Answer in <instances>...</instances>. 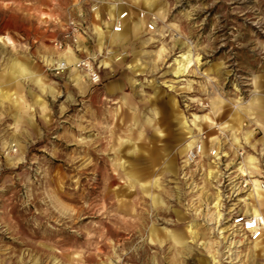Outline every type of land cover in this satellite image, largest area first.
<instances>
[{
  "label": "rangeland",
  "instance_id": "374dc122",
  "mask_svg": "<svg viewBox=\"0 0 264 264\" xmlns=\"http://www.w3.org/2000/svg\"><path fill=\"white\" fill-rule=\"evenodd\" d=\"M95 1L130 18L86 41L93 84L70 47L45 59ZM4 85L22 98L0 101V264H264L231 225L264 181V0H0Z\"/></svg>",
  "mask_w": 264,
  "mask_h": 264
},
{
  "label": "built area",
  "instance_id": "2783aa9c",
  "mask_svg": "<svg viewBox=\"0 0 264 264\" xmlns=\"http://www.w3.org/2000/svg\"><path fill=\"white\" fill-rule=\"evenodd\" d=\"M97 1H95L90 7L89 10L92 13V17L95 18V13L98 12ZM145 12H139V16H145ZM128 16V10L123 8V10L115 11L114 15L111 13L103 14V19L98 24V29H108V32L113 34H119L122 32L125 23L124 20ZM146 28L151 29L152 26L150 23H146ZM96 31L93 30L90 23H87L82 18H76L74 16H68L64 21L62 28L60 30L59 36L54 39L53 46L56 49H63L70 47L75 55H78L77 61L73 63V68L80 70L86 75V78L93 84H96L100 81V69L101 64L98 60L93 59V56L100 55L94 50H90L86 41L91 40L92 37L95 38ZM201 141L195 140V145L190 149L189 156L190 160L188 163H191L201 152ZM245 183L242 184L244 186ZM259 187L264 189V181L260 180L258 183ZM264 218L262 216H254L241 214L233 216L231 225L234 229H239L240 232H243V235L248 241H257L261 240L264 237Z\"/></svg>",
  "mask_w": 264,
  "mask_h": 264
},
{
  "label": "crops",
  "instance_id": "0c3cea01",
  "mask_svg": "<svg viewBox=\"0 0 264 264\" xmlns=\"http://www.w3.org/2000/svg\"><path fill=\"white\" fill-rule=\"evenodd\" d=\"M96 16L97 17H99L100 18V15L99 14H95V20H97V23H95V21H93V23L91 24V26H92V28H93V30H95L96 31V35H95V38L98 36V35H100L102 38H109V37H111V39H110V42H112V43H114V42H117V41H119V40H121L122 38H120L119 36L120 35H122L123 34V36L126 34V31L124 30L125 29V26H124V28H123V30H122V32L121 33H119V34H113V33H110V32H108V29H103V30H99V29H94L95 27L96 28H98V23L100 22L99 20L100 19H96ZM130 16V14H129V12H128V16H127V18H125V20H124V23H125V25L129 22V17ZM135 22H138L139 24H140V19L139 20H136ZM135 22L133 23V24H131V25H129V29L131 30V32H132V36L134 37L135 36V31H134V29H133V27H134V24H135ZM101 31V34H99L97 31ZM2 38H4L3 40H5V42L6 43H11V42H7L6 41V39H5V37H7V36H5V35H2L1 36ZM97 47H98V43H97ZM98 49H99V47H98ZM91 50V49H90ZM74 53V52H73ZM73 53L70 51L69 52V55H67V57L66 58H63L64 57V54H66V52H65V48H63L59 53H58V55H57V57L56 58H48V59H45V61L46 62H48V63H50V64H56L59 60H61V59H65V61H68L69 62V60L70 61H74L75 60V57H76V55H75V57H74V55H73ZM77 61V60H76ZM68 65V64H67ZM68 66H70V65H68ZM72 66V65H71ZM8 72L9 73H11L12 72V70H10V68L8 69ZM9 75H11V74H9ZM12 76V75H11ZM12 77H14V76H12ZM0 89L1 90H7V91H10L11 92V97L9 98V99H5V98H2L1 96H0V101H7V102H9L10 104H12L13 106H14V103L12 102V101H14L15 103H16V101H18L19 99H21L22 97H21V95H19V94H17L13 89H11L9 86H7V85H4V86H2V87H0ZM15 107V106H14ZM15 118V120H16V118L17 117H14ZM263 198H264V194H257L255 197H254V202L253 203H250V208H252V206L254 205L255 207H256V212H260V210H259V208L260 207H262V206H264V200H263ZM262 201V202H261ZM260 202H261V204H260ZM260 241V240H259ZM258 241V242H259Z\"/></svg>",
  "mask_w": 264,
  "mask_h": 264
},
{
  "label": "bare ground",
  "instance_id": "6f19581e",
  "mask_svg": "<svg viewBox=\"0 0 264 264\" xmlns=\"http://www.w3.org/2000/svg\"><path fill=\"white\" fill-rule=\"evenodd\" d=\"M75 63V62H74ZM55 67L61 69V68H65L66 66H68L67 64H65L64 62H57L56 64H54ZM73 65V64H72ZM22 68V67H21ZM22 70V69H21ZM24 70V69H23ZM0 96L2 98H6L8 95H7V92L6 90H1L0 89ZM190 132V131H188ZM195 143V139H192V140H189V147L192 146L193 144ZM241 170L243 169L244 171H246V173H248L249 175H253V173L255 174H258V176L260 177L261 174L259 173H256L258 171V167H257V160L254 156L252 155H246L244 157V160H243V163L241 165ZM252 186H253V183H252ZM252 186L250 188V190L252 189ZM264 190V189H263ZM259 195V194H263L260 187L258 186V184H254V188H253V192H252V195L253 196H256V195ZM262 202V201H261ZM260 202V204H261ZM217 202H215L214 205H216ZM247 212H250L248 213L247 215H254V216H261L258 212H256V207L253 205L252 208H247ZM264 220V219H263ZM236 231H238V233L240 232L239 229H234ZM235 231V232H236ZM240 235H243V232L239 233ZM259 240L257 241H253L256 242L254 244V246L256 247H259V243H257ZM261 247V246H260Z\"/></svg>",
  "mask_w": 264,
  "mask_h": 264
}]
</instances>
